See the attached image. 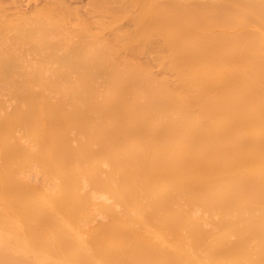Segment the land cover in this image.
Instances as JSON below:
<instances>
[{"label":"bare ground","instance_id":"1","mask_svg":"<svg viewBox=\"0 0 264 264\" xmlns=\"http://www.w3.org/2000/svg\"><path fill=\"white\" fill-rule=\"evenodd\" d=\"M27 1L0 0V264H264V0Z\"/></svg>","mask_w":264,"mask_h":264},{"label":"rangeland","instance_id":"2","mask_svg":"<svg viewBox=\"0 0 264 264\" xmlns=\"http://www.w3.org/2000/svg\"><path fill=\"white\" fill-rule=\"evenodd\" d=\"M3 1H4V0H3ZM5 1H6V0H5ZM8 1L10 2V0H8ZM11 1H12V0H11ZM16 1H18V0H16ZM19 1L22 2V0H19ZM30 1H31V0H30ZM68 1L71 2L72 4H75V5L79 3L78 0H77V3H75L76 0H68ZM81 1H83V0H81ZM23 2H25V3H26V2L29 3L27 0H25V1H23ZM23 2H22V3H23ZM22 3H21V4H22ZM27 3H26V4H27ZM34 3H35V2H34ZM34 3H33L32 5H34ZM80 3H81V2H80ZM26 4H25V5H26ZM29 4H31V2H30ZM25 5H24L22 8L27 7V8H24V9H26V10H27L28 8L32 7V5H29V6H25ZM5 93L7 94V92H5ZM7 95H10V94H7ZM7 95H3V96H1V97L4 99V96H7ZM7 97H8V98H7ZM7 97L4 99V100L7 99V102H6L7 104H9V103L12 104L11 101H12L13 99H16L17 101L19 100L18 103H19V102L21 103V101H22V100L19 99V98H13V99L11 100V99H10V98H11L10 96H7ZM16 100L14 101V104L17 102ZM8 101H10V102H8ZM20 103H19V104H20ZM14 104H12V105H14ZM19 104H17V106H18ZM32 104H33V103H32ZM15 105H16V104H15ZM20 105L25 106L24 102H22V104H20ZM10 123H11V122H9V126L11 125ZM12 123H13V122H12ZM13 125H14V124H13ZM19 125H23V124H19ZM5 126L9 127V126H8V121L5 122ZM5 126H4V127H5ZM12 127H13V128H12ZM14 127H15V130H14V131H15V134H16L17 130H18V132L21 133V132H22L21 130H23V128H27V127L19 126L20 128L18 129V124H17V126H16V125H15V126H12V125H11V129H14ZM16 127H17V129H16ZM8 129H9V128H8ZM26 130H27V132H26ZM26 130H25L26 133L23 131V132L21 133V135H22L23 133H24L23 135L26 134L25 137H27V140H28V138H29V140H28V143H29L30 140H31V141H33V140H32L31 137H29V132H28L29 129L27 128ZM18 132H17L16 135L20 134V133H18ZM27 134H28V135H27ZM23 135H22V136H23ZM18 136H19V135H18ZM18 136H17V137H18ZM22 136L19 137V140H20V141H22V140H21V139H22ZM23 137H24V136H23ZM20 138H21V139H20ZM23 139H24V138H23ZM25 139H26V138H25ZM25 139H24L22 142H25V144H27L26 141H25ZM31 141H30V142H31ZM22 142H21V143H22ZM34 143H35V142H34ZM58 143H59V142H58ZM60 143H61V142H60ZM60 143H59V144H60ZM25 144L22 143L23 148L26 150L27 145L29 146V144H31V143H29V144H27L26 146H24ZM59 144H58V145H59ZM62 144H63V143H61V145H62ZM74 144L76 145L77 143H74ZM33 145H34V144H33ZM35 145H36V144H35ZM58 145H57V146H58ZM31 146H32V145H31ZM29 147H30V146H29ZM29 147H28V148H29ZM60 147H62V146H59V148H60ZM35 148H36V147H35ZM32 150H33V149L30 148V152H31ZM27 151H29V150H27ZM23 155H25V154H23ZM23 155H22V156H23ZM17 156L21 157V154H19V155H17ZM25 156H26V155H25ZM90 156H91V155H89L88 157H90ZM19 157H18V159H19ZM25 158H27V157H25ZM25 158H22V159H24V160L19 159V161L21 160V161H20L21 164L17 165L16 162H18V161H17L18 159H17V157H16V159L14 160V162H15L14 164L17 165V170H18L19 172H20V170H21L22 172H23V170H25V171H24L25 174H24V173H21V172H20V173H21V174H24V175L26 176V178H27V176H28V177L30 178V181H31L32 183H33V181H35L33 184H35V185H36V184H37V185L40 184L39 187L41 186V184H42V186L44 185V186L41 187V188H45V189H46L47 187H49V188H53V187H54V188H55V185H54L53 187H51L52 184L54 183L55 178H54L53 180L51 179V181H52L53 183H51V181H50V182H49V181L47 182L46 177H47L48 179H50L51 176H49V174H48L45 170L43 171V167H42L41 163H39L40 165L37 164L38 166L36 165V163L39 162V161L37 160L38 158H36V161H37V162H36L35 159H34L35 163H34L33 161H30V165H29L30 168H31V162H33L32 165H34V167L32 168L33 171H32V170H31V171H30V170H27V171H29V173H28V172L26 171V169H25V168H29L27 165H25V168L22 167V164H23V161H25ZM29 158H30V157L28 156V160L31 159V158H30V159H29ZM27 162L29 163V161H27ZM40 162H41V161H40ZM18 163H19V162H18ZM25 163H26V162H25ZM20 165H21V168H20ZM26 166H27V167H26ZM40 166H41L42 170H40L41 168H40V169L38 168V167H40ZM18 167H19L20 170L18 169ZM23 168H24V169H23ZM30 168H29V169H30ZM34 168L37 169V171L34 170ZM39 170H40L41 172H39ZM42 171H43V172H42ZM30 172H31V173H30ZM44 172H45V173H44ZM43 173H44V174H43ZM30 174H31V175H30ZM41 174H43V175L47 174L48 176L45 177V176H42ZM22 176H23V175H22ZM25 176H24V177H25ZM24 177H23V178H24ZM43 177H44V178H43ZM29 178H28L27 180H29ZM32 178H33V179H32ZM52 178H53V177H52ZM32 180H33V181H32ZM44 180H45V181H44ZM57 180H58V179H57ZM83 180H84V182L87 183V190H89V191H91V192H93V191H95V192H96V191H97V192L100 191L101 193H104L103 190H100V188H99V189H98V188H95V187L91 184V182H90V180H89V178H88L87 176H84ZM40 181H41L42 183H41ZM58 181H59V180H58ZM58 181H57V182H58ZM44 182H45V183H44ZM57 182H55L54 184H56ZM38 183H39V184H38ZM48 183L51 184V186H50ZM47 184H48L49 186H48ZM46 185H47V187H46ZM96 189H97V190H96ZM95 212H97V214L99 213L100 216L98 215V216L96 217V213H95ZM94 213H95V219H96V220H95V223H97V222L100 221V220H106V219H107L106 214L101 215V213H103V212L100 211V210H98V209H95V210H94ZM104 215H105V216H104ZM83 222H84V223H83ZM87 224H88V225H87ZM92 224H94V222H92ZM92 224H91V222L89 223V221L84 220V221H82V224H81V225H82L83 228L87 229V228L91 227Z\"/></svg>","mask_w":264,"mask_h":264}]
</instances>
